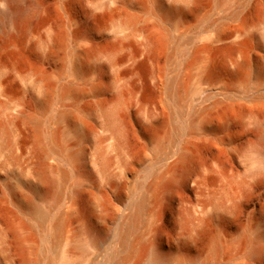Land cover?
I'll list each match as a JSON object with an SVG mask.
<instances>
[{
	"label": "rangeland",
	"instance_id": "obj_1",
	"mask_svg": "<svg viewBox=\"0 0 264 264\" xmlns=\"http://www.w3.org/2000/svg\"><path fill=\"white\" fill-rule=\"evenodd\" d=\"M37 1L0 25V264H264V0Z\"/></svg>",
	"mask_w": 264,
	"mask_h": 264
},
{
	"label": "bare ground",
	"instance_id": "obj_2",
	"mask_svg": "<svg viewBox=\"0 0 264 264\" xmlns=\"http://www.w3.org/2000/svg\"><path fill=\"white\" fill-rule=\"evenodd\" d=\"M4 1H5V5H6L5 9L0 10V25L3 28H5L7 26H16V27H22L24 29H28L30 27L33 19L39 14L40 9H41V5L38 3L37 0H4ZM176 10H177L176 8L175 9L171 8V11H176ZM221 41L222 40L219 37H216L213 40L214 43H220ZM239 59H237L235 61L237 62V61H239ZM88 60H89L88 50L87 51H81V52L77 53L76 55H74L73 64L77 70H81L82 67L84 65H86ZM236 62L234 63V61H233L232 63H234L233 64L234 68L236 70H238L241 63L240 62L236 63ZM243 63H245V61H243L242 64ZM47 81H48V79H47ZM74 81L76 83H80L81 81H83V79H81L80 77H76ZM86 91H87L86 89H84L78 85H75L74 83H70L63 88L62 94L64 96L81 97V96L87 94ZM90 91L97 93V92H99V87L96 84H91L90 85ZM51 95H52L51 88L50 87L46 88L45 96L39 102V105L41 107H46L48 102H49ZM258 99H259L258 96L256 98L253 97V99H250V101H248L247 104L248 103H249V105L250 104H253V105L258 104L260 102ZM201 116H203V115H201ZM61 117L64 118V117H70V116L66 113H62ZM29 120L36 121V119L34 117H31ZM261 121L255 122V120H254L255 124H254L253 128H254V131H256L259 134V138L255 143V148L257 150V154H258L259 158L262 160L260 162V164L263 165V167H264V122H261ZM205 123L206 122H203L202 125ZM200 125H201V123H200ZM50 140L54 144L56 149H61V146L59 144V138H58L57 134L54 133V134L50 135ZM184 156L185 155H183V157ZM67 174H68L67 172H62V174H61L62 178L61 179L66 180ZM33 187L35 188V186H33ZM16 199H18V198H16ZM16 202H17L19 208H25V207H27L26 205H28V204H25V202L22 198L21 199L19 198V200ZM35 212L38 213V216L41 219H44L45 215H43L42 212H38V211H35ZM142 212H143V203L140 202L139 204L136 205L135 210L130 217V220H129L130 221L129 222L130 227L136 225L139 222ZM61 225H62V222L59 219L55 224L56 231L60 230ZM261 240H262V236H259L258 239H256V243L261 242ZM261 250H263L261 248V246L259 247L257 245V247L254 249V253L257 254L256 256H259L258 254L261 252ZM263 252H264V250H263ZM155 259L156 260L159 259V256L155 255Z\"/></svg>",
	"mask_w": 264,
	"mask_h": 264
}]
</instances>
